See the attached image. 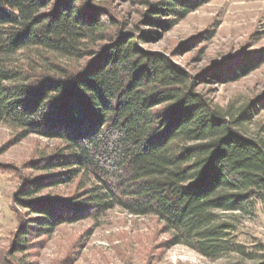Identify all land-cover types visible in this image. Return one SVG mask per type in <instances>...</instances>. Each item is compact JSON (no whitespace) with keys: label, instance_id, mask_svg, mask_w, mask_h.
<instances>
[{"label":"trees","instance_id":"obj_1","mask_svg":"<svg viewBox=\"0 0 264 264\" xmlns=\"http://www.w3.org/2000/svg\"><path fill=\"white\" fill-rule=\"evenodd\" d=\"M53 1L0 0V121L42 132L49 114L58 111L66 125L48 135L66 145V153L56 157L68 169L60 179L69 181L81 171L94 177L96 184L86 192L93 208L121 206L156 216L172 245L209 258L242 251L226 217L251 214L258 201L264 203V142L237 129L250 113L232 120L195 91L193 76L182 67L140 50L118 32L94 64L56 67L57 75L30 83L24 70L11 65L12 55L40 48L82 57L84 44L103 31L104 23L87 16L79 0L60 1L43 12ZM146 1L153 14L175 15L165 22L170 27L208 0ZM157 18L148 21L158 23ZM42 187L29 185L25 194ZM42 213L36 226L50 229V210Z\"/></svg>","mask_w":264,"mask_h":264},{"label":"rangeland","instance_id":"obj_2","mask_svg":"<svg viewBox=\"0 0 264 264\" xmlns=\"http://www.w3.org/2000/svg\"><path fill=\"white\" fill-rule=\"evenodd\" d=\"M60 1L42 11L54 10ZM78 6L99 18L103 31L84 44L82 57L40 48L12 55L11 65L24 70L30 83L57 75L56 67L80 70L94 64L118 32L134 39L140 50L160 53L182 67L193 76L195 91L232 120L250 113L237 129L264 142V0H208L170 27L165 22L175 15L153 14L146 0H79ZM50 114L42 132L0 121V264H264L261 201L251 214L226 217L242 251L219 258L172 245L171 233L156 216L132 214L121 206L103 212L93 208L86 192L96 184L94 177L81 171L69 181L60 179L68 169L56 157L66 153V145L48 133L66 124L58 111ZM34 184L43 187L25 194ZM44 209L53 217L50 229L36 226Z\"/></svg>","mask_w":264,"mask_h":264}]
</instances>
